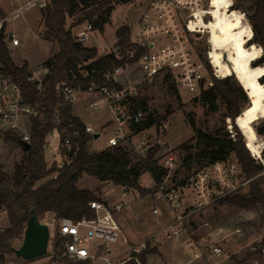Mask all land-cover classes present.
<instances>
[{
	"label": "built area",
	"instance_id": "1",
	"mask_svg": "<svg viewBox=\"0 0 264 264\" xmlns=\"http://www.w3.org/2000/svg\"><path fill=\"white\" fill-rule=\"evenodd\" d=\"M49 2L50 0H26V4L16 12L20 14L34 6L43 10ZM210 3V0H147L139 18V36L136 40L132 41L128 36L125 43H116L108 51L86 45L90 33L94 31L91 23H85L84 29H78L79 25H70L74 40L81 46L95 47L98 55L106 51L98 57L112 54L115 59L124 60L125 64L105 73V82H92L87 90L80 86L75 88L66 82L58 83L55 87L57 103L51 112L47 104L50 91L48 82L56 68L54 56L29 68L23 82L2 72L0 66V156L3 147L12 144L11 138L18 139L22 151L23 142L32 146L35 123L47 124L50 129L45 136L43 150L48 168L53 169L49 178L57 179L61 171L73 165L78 158L84 132L93 138L89 143L100 137L101 131L85 122L76 112L75 104L79 93L95 96L85 103V112L99 114L103 110L106 113L103 125L107 123L111 133L103 149L126 145L136 155L146 156L149 148L144 146V141L135 140L129 133L134 125L148 119L154 112L148 105L132 107L129 104L137 96L140 83H151L161 74H169L176 88L187 94L202 93L213 86L207 65L197 53L193 41L195 34L203 33L193 30L198 20L209 22L211 19ZM233 5L234 1L231 8ZM10 39L13 46L20 44L14 33L10 35ZM92 62L93 60L82 62L77 68L70 70L72 79L77 81L92 77L96 73V69L90 67ZM134 63L141 70V76L131 83L126 67ZM213 73L216 75L214 68ZM124 76L127 77V84H123ZM24 84L33 89L37 99H29ZM96 133L99 134L97 139L94 138ZM252 155L262 171L250 178L243 175L234 155L204 165L185 184L168 188L165 186V178L157 186L155 193L158 195L155 198L167 201L173 212V219L159 223L140 242L132 243L128 240L118 217L119 213L130 209L127 199L114 203L101 199L91 200L88 204L92 215L78 220L49 216L41 221L48 225L50 232L46 254L51 258L46 264L86 260L90 264H97L98 260L99 264H123L131 259L141 264L137 256L141 251L157 249L164 242L179 239L183 234L188 236L186 245L191 254L187 264H226L224 262L229 257L223 258L220 242L229 235L241 234V229L220 227L203 240L189 232L188 222L197 212L222 199L240 194L258 177L264 178V148L258 154L252 152ZM172 160L173 157H170L169 161ZM129 192V189L123 188L124 195ZM159 213L157 208L153 209V214ZM120 241L128 245V257L115 262L122 252L113 255L110 247ZM251 249L254 252L260 249L258 255L264 256V247H260L259 242ZM0 264H3L1 258ZM252 264L264 262L254 259Z\"/></svg>",
	"mask_w": 264,
	"mask_h": 264
},
{
	"label": "rangeland",
	"instance_id": "2",
	"mask_svg": "<svg viewBox=\"0 0 264 264\" xmlns=\"http://www.w3.org/2000/svg\"><path fill=\"white\" fill-rule=\"evenodd\" d=\"M146 1L133 0L116 4L111 21L105 30L91 32L86 45L104 48L108 51L117 43V29L124 25L129 27V37L135 41L139 36L138 23ZM232 1L238 9L229 8ZM25 4L26 0H0V37L1 41L6 43L14 63L18 66L27 64L28 70L54 56L58 51V44L46 35L41 9L34 6L25 9L20 14L16 12ZM254 8L255 0H211L209 10L211 19L209 22H198L193 30L203 33L195 34L193 41L197 53L198 48L202 52V60L208 63L210 61V67L208 68L207 65V69L213 84L214 77H229L234 87H241L244 91L245 98L241 99L242 111L235 118L234 123L248 142L251 151L252 149L258 151L264 145L263 139L259 137L264 134L257 133V129L264 124V86L261 81L264 70L260 68L253 70L251 67L262 56V48L250 42L253 37L250 27L246 28L225 20V16L235 14L247 17L254 12ZM72 22L69 18L66 27L69 28ZM84 24L79 25L78 29H84ZM12 33L20 40L18 46H13L11 43ZM244 63L248 64V69L244 67ZM213 68L216 75L213 73ZM126 74L133 83L136 81L135 78L141 76V70L137 64H130L126 67ZM165 75L161 74L151 83H140L137 96L129 104L132 107L151 106L153 115L160 118L159 124L138 131L132 128L129 134L134 136L135 140H143L146 148L159 146L155 158L160 165L169 170L165 177V186L169 188L189 182L192 175L209 161L204 152L192 145L195 142V132L189 119L193 118L199 128L215 136L231 135L233 129L225 101L219 94L215 101L209 102L200 97V92L194 94L180 92L171 84L164 82ZM123 79V84H127V77L124 76ZM94 98V95L79 93L75 104L76 112L83 120L101 131L100 137L89 144L91 152L102 150L111 133L108 124L103 125L106 119V113L103 110L99 114H91L83 110L85 103ZM145 122L143 120L140 126L144 127ZM184 143H187L186 147H182ZM22 157L23 151L19 143L4 146L0 156V169L11 174L15 164L19 163ZM170 157H173L172 161H169ZM140 183L147 189L155 187V182L149 172L142 174ZM78 185L80 188L94 190L101 200L111 203L123 199L129 200L130 209L119 213L118 217L124 235L132 243L144 240L159 223L173 219L174 215L167 201L163 198H155L158 193L141 196L137 191L130 190L127 195H124L122 187L109 182H101L88 175H84ZM246 191L247 188L240 194ZM154 208L159 210L158 215L153 214ZM48 218L49 216L45 219ZM188 223L189 232L203 240L220 227L229 230L240 228L241 234L229 235L220 242L223 258L229 257L224 263L243 264L241 262L245 261L246 264H252L254 259L264 262V256L255 254L251 249L261 241L264 235L259 208L245 210L215 202L197 212ZM8 226V214L0 206V227H2L0 231ZM23 236L13 237L10 244L14 248H19L23 242ZM187 237V234H183L179 239L164 242L155 251L146 255L144 264H187L191 259L190 250L186 245ZM110 248L113 255L119 251L122 252L120 258L114 260L115 262L128 257L127 244L120 241L116 245H111ZM0 255L3 264H46L51 258L49 254H46L33 260H25L17 257L13 251L0 253ZM96 263L99 264L100 261Z\"/></svg>",
	"mask_w": 264,
	"mask_h": 264
},
{
	"label": "trees",
	"instance_id": "3",
	"mask_svg": "<svg viewBox=\"0 0 264 264\" xmlns=\"http://www.w3.org/2000/svg\"><path fill=\"white\" fill-rule=\"evenodd\" d=\"M131 1L133 0H50L47 8L42 10L46 35L58 44V51L54 55L56 68L48 82L50 91L47 104L50 112L57 103L55 87L58 83L66 82L75 88L80 86L83 90H87L92 82H105L103 78L105 73L125 64L124 60L115 59L112 54L98 57L95 47L81 46L77 43L72 36L71 28L66 27L67 20L72 19L71 27L91 23L94 30L103 32L111 21L116 4ZM232 8L238 9L235 3ZM239 18V14L225 16V20L231 23H237ZM238 24L246 28L250 27L253 31L250 42L256 43L262 48V56L253 63L251 68L264 70V0H255L254 12L247 17L246 15L241 16ZM129 30L127 25L117 29V44L127 41ZM198 54L202 57L199 48ZM89 60H93L90 67L95 68L96 73L87 80H73L69 71ZM205 62L209 68V63ZM0 63L2 72L10 75L14 80L24 81L27 64L18 66L14 63L6 43L1 41V37ZM244 67L248 69V64L244 63ZM262 75L261 81L264 86V72ZM164 82L171 84L177 90L169 74L165 75ZM24 90L29 99L38 98L29 85L24 84ZM217 94L225 101L233 133L225 136L208 134L199 128L195 120L191 118L189 122L195 132V142L192 145L208 156L209 161L206 164L234 155L243 175L246 178L253 177L262 171V167L255 162L248 142L234 123L235 118L242 111L241 99L245 98V93L241 87H234L230 83L229 77H214L213 86L204 90L200 97L213 102ZM145 121L144 127L140 126L142 124L140 122L133 128L138 131L151 127L159 124L160 118L152 115ZM238 124L240 125L239 120ZM49 129V125L36 122L33 127L32 146L29 150L23 149V157L19 163L15 164L14 171L9 174L0 169V206L7 212L9 220V226L0 231V253L12 251L14 247L10 244V240L13 237L24 235L32 210L37 212L40 221L51 215L73 220L85 216L90 217L92 211L88 203L100 198L94 190L79 187V180L84 175L91 176L101 182H109L122 188L135 190L139 195L144 196L148 193L155 194L157 186L168 174V168L160 165L155 158L159 146L150 148L146 156L136 155L126 145L91 152L89 151V141L93 138L84 132L81 151L75 163L62 170L57 179L49 178L53 169L48 168L43 150V142ZM257 133L264 134V124L257 129ZM259 137L264 141V136ZM11 142L18 143V139L11 138ZM186 146L187 143L182 145V147ZM144 172L151 174L155 182L154 188L147 189L141 185L140 178ZM219 202L238 209L259 208L264 228L263 176L250 182L245 193L227 197ZM259 246L264 247V235ZM155 250L148 248L137 254L141 264L145 263L146 255ZM254 253L259 254L260 249ZM241 263L246 264L245 261ZM62 264H90V261H67ZM123 264L138 263L131 259Z\"/></svg>",
	"mask_w": 264,
	"mask_h": 264
},
{
	"label": "water",
	"instance_id": "4",
	"mask_svg": "<svg viewBox=\"0 0 264 264\" xmlns=\"http://www.w3.org/2000/svg\"><path fill=\"white\" fill-rule=\"evenodd\" d=\"M98 137V133L94 134L95 139ZM22 145L24 150L31 148V145L28 143L23 142ZM49 236L48 225L42 223L38 218L37 212L32 210L24 230L23 242L19 248H13L12 251L17 257L25 260H33L44 256L47 253Z\"/></svg>",
	"mask_w": 264,
	"mask_h": 264
},
{
	"label": "bare ground",
	"instance_id": "5",
	"mask_svg": "<svg viewBox=\"0 0 264 264\" xmlns=\"http://www.w3.org/2000/svg\"><path fill=\"white\" fill-rule=\"evenodd\" d=\"M210 1H211V0H210ZM231 5H232V2L230 3L229 8H231ZM210 8H211V3H210ZM239 15H240V14H239ZM240 18H241V16H240ZM240 18H239L238 21H237V25H238V23H239ZM199 21L202 22L201 20H198V22H199ZM194 29H195V27H194ZM202 30H203V29H202ZM251 148H252V146H251ZM262 148H264V145L261 146L260 149H259L258 151H255V150H253V149H252V151H253L254 153H257V154H258V153L261 151Z\"/></svg>",
	"mask_w": 264,
	"mask_h": 264
},
{
	"label": "crops",
	"instance_id": "6",
	"mask_svg": "<svg viewBox=\"0 0 264 264\" xmlns=\"http://www.w3.org/2000/svg\"><path fill=\"white\" fill-rule=\"evenodd\" d=\"M100 55H101V54H100ZM41 63H42V62H41ZM39 64H40V63H39ZM39 64H37L36 66H38ZM36 66H35V67H36ZM146 237H147V236H146ZM146 237H145V238H146ZM145 238H144V239H145Z\"/></svg>",
	"mask_w": 264,
	"mask_h": 264
}]
</instances>
